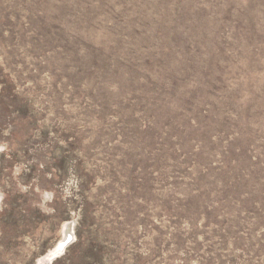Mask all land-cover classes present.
<instances>
[{
    "label": "rangeland",
    "instance_id": "374dc122",
    "mask_svg": "<svg viewBox=\"0 0 264 264\" xmlns=\"http://www.w3.org/2000/svg\"><path fill=\"white\" fill-rule=\"evenodd\" d=\"M41 263L264 264V0H0V264Z\"/></svg>",
    "mask_w": 264,
    "mask_h": 264
},
{
    "label": "bare ground",
    "instance_id": "6f19581e",
    "mask_svg": "<svg viewBox=\"0 0 264 264\" xmlns=\"http://www.w3.org/2000/svg\"><path fill=\"white\" fill-rule=\"evenodd\" d=\"M66 229V230H65ZM69 230H70V228L69 227H67L66 228V226H65V228H64V239L66 240V238H68V236H70V234L69 233H71V232H69ZM69 239V238H68ZM67 239V240H68ZM61 242H63L62 240H61ZM60 245V244H59ZM42 264V263H41Z\"/></svg>",
    "mask_w": 264,
    "mask_h": 264
}]
</instances>
